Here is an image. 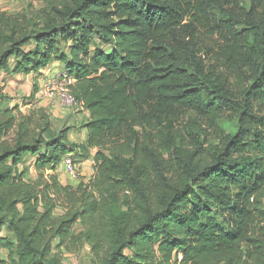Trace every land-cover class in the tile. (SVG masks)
<instances>
[{
	"label": "trees",
	"instance_id": "obj_1",
	"mask_svg": "<svg viewBox=\"0 0 264 264\" xmlns=\"http://www.w3.org/2000/svg\"><path fill=\"white\" fill-rule=\"evenodd\" d=\"M43 3L0 11V84L58 62L87 138L0 87V264H264V0ZM68 156L89 183L45 175Z\"/></svg>",
	"mask_w": 264,
	"mask_h": 264
},
{
	"label": "rangeland",
	"instance_id": "obj_2",
	"mask_svg": "<svg viewBox=\"0 0 264 264\" xmlns=\"http://www.w3.org/2000/svg\"><path fill=\"white\" fill-rule=\"evenodd\" d=\"M43 7V0H12L0 4V11L10 15H30ZM30 49L32 47H27V50ZM54 63L59 65L58 62L51 63L48 68L40 72L37 78H33L35 74L32 75L33 77H28V74H20L21 77L14 78L13 80L12 76H8L4 83L0 84V87L3 89V95L5 96L1 109L17 106L19 107L18 112L20 114L32 117L35 121L40 120L45 114L49 118L52 128L55 131L66 129L71 142L79 145L84 144L86 140L83 138V127L87 122V118L83 114V111L78 107L74 109L64 108L58 101L44 99L43 97L47 84L55 82L58 78L57 75L55 77L53 76V78L46 76V72L52 69L51 65ZM56 70L61 73L64 68L60 65ZM35 161L36 159L33 158L26 159V164L29 168L26 178L31 181H37L39 176L34 164ZM94 164L89 159H85L84 162L77 165V179H72L65 172L62 164L56 171L48 170L45 175H56L62 185L77 188L80 184L89 183L94 177ZM19 169L22 170L23 167L20 165ZM57 213H62V211L58 210ZM1 235L7 237L9 233L6 229H3ZM57 252L55 248L54 253L56 254ZM61 264H93V259L89 249L85 248L81 253L77 254L64 252L61 256Z\"/></svg>",
	"mask_w": 264,
	"mask_h": 264
},
{
	"label": "built area",
	"instance_id": "obj_3",
	"mask_svg": "<svg viewBox=\"0 0 264 264\" xmlns=\"http://www.w3.org/2000/svg\"><path fill=\"white\" fill-rule=\"evenodd\" d=\"M5 1L12 0H0V4ZM57 76L58 78L55 82L49 83L45 87L43 93L44 99L56 100L61 106L67 109H74L76 107L83 109V104L77 103L71 91V87L75 83V80L64 72L59 73ZM63 168L72 179H77V165L74 164L71 157L68 156L64 158Z\"/></svg>",
	"mask_w": 264,
	"mask_h": 264
},
{
	"label": "crops",
	"instance_id": "obj_4",
	"mask_svg": "<svg viewBox=\"0 0 264 264\" xmlns=\"http://www.w3.org/2000/svg\"><path fill=\"white\" fill-rule=\"evenodd\" d=\"M58 66H60V64L57 65L56 63H54L53 65H51V68H52V69H49L50 71L48 70V72H51V73L46 72V76H50L51 78H53V76L55 77L56 75H58L59 72H60V71L56 70V69L58 68ZM47 68H48V67H47ZM55 70H56V71H55ZM40 72H43V70L40 71ZM40 72H37V73H31V74H28L27 76H28V77H33L32 75L35 74L33 78H37V76L40 75ZM22 75H23V74H22ZM8 76H12V80H13L14 78L16 79V78L21 77V75H13V74H8V73H3L2 76H1V80H2L1 84L4 83V81L6 80V78H7ZM81 110L83 111V114H84L85 117L87 118V117H88V113H87L84 109H81ZM69 136H70V135H69ZM83 138H84V140H86V138H87V132H86L85 129L83 130ZM90 161H91V163H94L93 158L90 159Z\"/></svg>",
	"mask_w": 264,
	"mask_h": 264
}]
</instances>
